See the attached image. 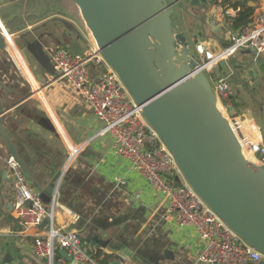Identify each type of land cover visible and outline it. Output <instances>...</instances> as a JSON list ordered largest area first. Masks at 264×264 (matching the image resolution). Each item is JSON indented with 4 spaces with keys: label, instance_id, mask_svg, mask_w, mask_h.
<instances>
[{
    "label": "crops",
    "instance_id": "crops-1",
    "mask_svg": "<svg viewBox=\"0 0 264 264\" xmlns=\"http://www.w3.org/2000/svg\"><path fill=\"white\" fill-rule=\"evenodd\" d=\"M25 1L0 0V24L9 28L10 36L0 51V106L1 129L15 145L30 188L39 195L46 189L52 191L56 223L63 230L76 231L86 253L100 249L111 255L109 264L114 260L121 264H201L192 229L178 228L164 219L165 197L127 159L114 154L108 137L97 135L102 123L95 120L73 85L50 66L49 57L59 47L72 53L96 47L84 23L60 9L25 14ZM242 1L252 9L249 26L252 15L264 12V0ZM191 10L198 16L205 12L202 23L192 20L197 26L196 46L216 55L229 44L227 37L239 29L231 27L225 16L234 17L244 8L209 1L203 10L196 6ZM15 17L17 27L12 25ZM206 33L208 40L198 39ZM32 53L43 55L47 63L40 64ZM231 58L234 67L229 58L224 59L207 73L208 78L210 83L218 76L228 79L234 90L231 113L244 117L240 125L249 140L264 141V57L241 50ZM9 156L0 134V264H61L56 257L51 261L35 254L33 240L42 226L18 223Z\"/></svg>",
    "mask_w": 264,
    "mask_h": 264
},
{
    "label": "water",
    "instance_id": "water-1",
    "mask_svg": "<svg viewBox=\"0 0 264 264\" xmlns=\"http://www.w3.org/2000/svg\"><path fill=\"white\" fill-rule=\"evenodd\" d=\"M72 1L97 50L141 107L189 185L245 242L264 254V168L245 157L238 136L217 107L204 69L207 59L188 54L186 36L173 31L175 7L187 12V2L203 10L208 0ZM190 14L202 23L205 12ZM9 38V28L0 24V51ZM32 55L40 64L47 63L43 55ZM3 115L0 106V134L27 173L1 129ZM51 194L47 189L40 194L43 203L51 202ZM57 252L68 263L78 264L64 249Z\"/></svg>",
    "mask_w": 264,
    "mask_h": 264
},
{
    "label": "built area",
    "instance_id": "built-area-1",
    "mask_svg": "<svg viewBox=\"0 0 264 264\" xmlns=\"http://www.w3.org/2000/svg\"><path fill=\"white\" fill-rule=\"evenodd\" d=\"M229 40V44L216 55L197 44V52L207 59L206 74L220 61L241 50H251L264 57V12L252 15L250 25L232 32ZM49 61L53 71L73 85L95 120L102 123L97 135L108 137L114 154L127 159L149 185L165 197L164 219L178 228L192 229L198 245L196 257L199 263L264 264V254L245 242L189 185L173 154L96 47L82 53H72L59 47ZM211 87L219 110L229 120L241 143L250 149L254 162L264 168L263 139L250 141L241 129L242 115L231 113L234 100L231 83L226 77L218 76L212 80ZM7 166L13 178V207L19 225L40 227L43 221H47L41 234L33 240L35 254L53 261L58 249H64L78 264H95L83 250L77 232L63 230L56 223L55 197H51L50 203H43L40 195L28 185L13 156L7 159ZM58 259L61 264H70L61 256Z\"/></svg>",
    "mask_w": 264,
    "mask_h": 264
},
{
    "label": "trees",
    "instance_id": "trees-1",
    "mask_svg": "<svg viewBox=\"0 0 264 264\" xmlns=\"http://www.w3.org/2000/svg\"><path fill=\"white\" fill-rule=\"evenodd\" d=\"M32 1H34V2H32ZM209 1H211V3H213L217 6L220 5L223 1V3H227L228 6H231L235 9L238 6L244 8V10L239 11L237 13V15H235L234 17H231L229 15L225 16V18L227 19V21L231 25V27H233L235 29H237V28L243 29L250 22L249 16L252 13V9L247 6L245 1H242V0H222L220 2H218L217 0H209ZM209 1H208V3H209ZM24 3H25L24 12H26L25 14H28V13L35 14V10L32 9L31 6L42 5L44 10H46V8H50V7L51 8H58L61 11L70 15L72 18L74 17L75 20H77L78 22L82 21L80 14H79V10L72 0H26ZM20 14H21V11L19 12V15ZM17 17H15V20L12 23V25L15 23L16 27L18 25L17 24V21H18ZM191 19L193 21H195L193 17H191ZM172 21L174 23L173 16H172ZM19 26H21V24H19ZM11 28L14 29V27H11ZM229 60L234 67L235 66L234 59H232L230 57ZM262 69L264 70V63L262 64ZM232 115H236V113L235 114L233 113ZM87 253L93 259L95 264H109L110 263L109 260L112 258L111 255H107V254L103 253L100 249H98L94 253H91V252H87ZM59 257H60V255L57 253L56 258H59Z\"/></svg>",
    "mask_w": 264,
    "mask_h": 264
},
{
    "label": "rangeland",
    "instance_id": "rangeland-1",
    "mask_svg": "<svg viewBox=\"0 0 264 264\" xmlns=\"http://www.w3.org/2000/svg\"><path fill=\"white\" fill-rule=\"evenodd\" d=\"M167 1L169 3L172 2V0H167ZM32 2H34V1H32ZM185 5H186V8L188 10L187 12L186 11H183V9H180L179 7H175L174 8V12H173V19H174L173 31H175V32L176 31H179V32L183 33L186 36V38H187V40L189 42V45H188V47H189L188 54H192V55L195 54L196 57H199L200 56L201 58L204 59L205 58V55L204 54H199L197 52L196 48H195L196 43H197V39H196L197 38V30L195 31V29H197V26L195 25V23H197V21H194L195 23L193 25V22H192V19H191V14H190V12L192 13L191 7L187 5V2L185 3ZM23 7L25 8V6H23ZM31 8L34 9L35 12L38 13V14L39 13H42L43 11H45L43 9V6L42 5H40V6L39 5H37V6L36 5H33V6H31ZM46 9H48V8H46ZM53 9L54 10H58V8H53ZM180 13H181V17L177 18L178 17L177 14L180 15ZM69 17H70V15H69ZM74 19L75 18L73 17V20ZM74 23H76V22L74 21ZM193 31H194V33H192ZM85 33H86L87 37L90 39V41H92L94 43V45H95V42H94V40H93V38H92L89 30L86 28V26H85ZM200 33H203V31L200 32ZM207 33H208V31H207ZM207 33H206V35H203L202 34V37L199 36L198 39H200V40H202V39L208 40L207 39L208 38V34ZM83 44H84V42L81 40L80 47H83ZM176 51H177V54L176 55L179 56L180 47H176ZM211 85H212V82H211ZM243 118L244 117H242V119ZM262 131H263V136H264V127H263V130ZM249 155H247V156L249 157ZM251 159L253 160L252 157H251Z\"/></svg>",
    "mask_w": 264,
    "mask_h": 264
},
{
    "label": "bare ground",
    "instance_id": "bare-ground-1",
    "mask_svg": "<svg viewBox=\"0 0 264 264\" xmlns=\"http://www.w3.org/2000/svg\"><path fill=\"white\" fill-rule=\"evenodd\" d=\"M92 38H93V37H92ZM9 40H10V38H9ZM93 40H94V42H95V44H96V41H95L94 38H93ZM217 107L219 108L218 103H217ZM239 141H240V140H239ZM250 141H255V142H256L257 140H250ZM240 143H241V141H240ZM241 145H242V149H243V152H244L245 157H246L247 159H250L251 161L254 162V160L251 159L252 156H250V155H251V154H250V153H251V152H250V149L248 148V150H249V151H248V150L245 148V145H244L243 142L241 143ZM249 154H250V155H249ZM247 155H249V157H248ZM254 163H255V162H254Z\"/></svg>",
    "mask_w": 264,
    "mask_h": 264
}]
</instances>
